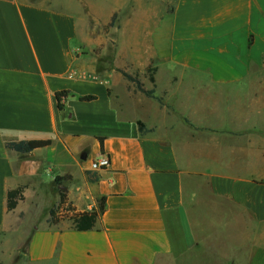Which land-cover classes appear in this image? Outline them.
Segmentation results:
<instances>
[{"label":"crops","instance_id":"0c3cea01","mask_svg":"<svg viewBox=\"0 0 264 264\" xmlns=\"http://www.w3.org/2000/svg\"><path fill=\"white\" fill-rule=\"evenodd\" d=\"M263 179L264 0H0V243L25 231L19 264H264ZM54 188L79 212L105 198L92 230L28 226Z\"/></svg>","mask_w":264,"mask_h":264},{"label":"trees","instance_id":"16d2710c","mask_svg":"<svg viewBox=\"0 0 264 264\" xmlns=\"http://www.w3.org/2000/svg\"><path fill=\"white\" fill-rule=\"evenodd\" d=\"M150 69H148V72ZM123 76L130 82H133L136 85V88L138 91L143 93L146 97H152L153 96V90H144L140 81L137 79V77H132L126 73H122ZM150 82L153 83L154 80L150 76L149 77ZM67 92H59L56 94V99L58 102V108H62L61 105L59 104L61 99L63 97L67 96ZM95 98L93 96H86V97H80V101H93ZM158 102L161 104V99H157ZM139 130L141 133H144L146 130L144 126L139 123ZM99 143H100V152L103 153V139L99 138ZM49 142H29L26 144H10L9 148L15 150L18 153H25L28 151H31L36 148L40 147H45L48 146ZM70 176H64V177H56L53 181L55 187H59L62 185L63 182H66L70 180ZM97 180L96 177L90 178L91 182H95ZM24 192V187L19 186L14 190H11L7 193V200H6V209L8 212L13 211L18 202L24 200L23 196ZM57 195H58V201L50 208L49 213H48V219L47 222L50 225H58L61 222L68 221L70 222L71 227L74 230L77 231H87V230H92L96 222L99 220V218L102 216L105 208V198L102 197L101 199L97 200L96 203V208H92L89 211H83L79 212L76 211L75 208L71 205V203L68 202L66 193L62 190H57ZM27 246V241L22 249V253H25Z\"/></svg>","mask_w":264,"mask_h":264},{"label":"rangeland","instance_id":"374dc122","mask_svg":"<svg viewBox=\"0 0 264 264\" xmlns=\"http://www.w3.org/2000/svg\"><path fill=\"white\" fill-rule=\"evenodd\" d=\"M96 52H99V50H97ZM105 59H107V61H110V53L107 54V57H103L101 60L103 62H105ZM74 173V184L76 186H81V178L78 174ZM54 174L52 175H48V176H44V182L47 184V187L50 188L51 185L53 184V180L54 178H52ZM264 181V179H263ZM263 183V182H262ZM264 184V183H263ZM54 186V185H53ZM55 187V186H54ZM52 192L54 194H57L56 189L54 188V190H52ZM52 204V198L50 197V195H44L43 198L40 199L39 204L36 208H28L27 205H25L24 210L27 213V224L28 226L34 224L36 221L39 222V224L45 222L48 213H49V206ZM70 224V223H68ZM37 225V224H36ZM205 232L204 233H208L211 232L212 230L210 229V227H206L205 228ZM19 233V232H18ZM194 234L196 237H201L202 236V232L200 231H194ZM26 233L25 231L22 232V235L19 237V235H16L15 233H12L8 236H5L6 238L3 240V242L0 243V264H19L20 258L22 257V249L26 243L27 240L26 239ZM24 241L23 245L20 247V249H16V247L21 243V241ZM188 241V240H187ZM190 244V242H189ZM230 243H222L219 241L218 238L212 240L211 242H209L208 248L209 249H213V251H215L217 248H221L223 250L224 253L228 254L230 252ZM212 256H210L209 254H204V256H200V259H195L193 261L188 262L187 264H218L217 261H215V257H213L214 259H211ZM186 260V259H184ZM212 260V261H211ZM183 263L185 261H182ZM182 262H180V264H183ZM185 264V263H184ZM241 264H248V263H241Z\"/></svg>","mask_w":264,"mask_h":264},{"label":"built area","instance_id":"2783aa9c","mask_svg":"<svg viewBox=\"0 0 264 264\" xmlns=\"http://www.w3.org/2000/svg\"><path fill=\"white\" fill-rule=\"evenodd\" d=\"M109 166V160L107 157L102 156L97 161H93L90 166V171L95 172L100 169L107 168ZM264 183V181H263Z\"/></svg>","mask_w":264,"mask_h":264}]
</instances>
